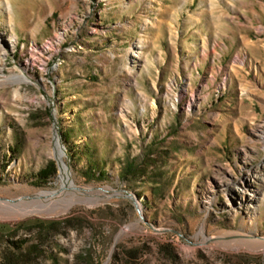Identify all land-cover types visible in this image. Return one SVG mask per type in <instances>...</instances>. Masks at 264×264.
Returning <instances> with one entry per match:
<instances>
[{
    "label": "rangeland",
    "instance_id": "rangeland-1",
    "mask_svg": "<svg viewBox=\"0 0 264 264\" xmlns=\"http://www.w3.org/2000/svg\"><path fill=\"white\" fill-rule=\"evenodd\" d=\"M62 181L81 202L6 206ZM24 195L0 199V239L79 221L31 264H264V0H0V198Z\"/></svg>",
    "mask_w": 264,
    "mask_h": 264
},
{
    "label": "trees",
    "instance_id": "trees-1",
    "mask_svg": "<svg viewBox=\"0 0 264 264\" xmlns=\"http://www.w3.org/2000/svg\"><path fill=\"white\" fill-rule=\"evenodd\" d=\"M153 151L145 152L140 159L137 157L125 158L119 167L118 177L120 179H135L145 175H149V170L157 167L155 157H152ZM56 166L52 160H48L43 167L37 170L30 181L31 185L39 187L47 183L55 175ZM87 180H102L104 173L99 171L96 175L89 171L84 172ZM151 178V177H148ZM159 187H153L157 190ZM155 192V191H154ZM157 193V192H156ZM77 219L65 216L59 219L40 221L36 220L29 225L18 224L9 233L10 236H4L0 239V264H31L43 253L46 243L51 235L64 234L68 228H76ZM30 233L31 241L27 242L24 238H13L17 231ZM51 261H54V255L49 252ZM139 253L135 249L124 250L122 253V262H135ZM90 258L87 254H82L80 262L88 264Z\"/></svg>",
    "mask_w": 264,
    "mask_h": 264
},
{
    "label": "bare ground",
    "instance_id": "bare-ground-1",
    "mask_svg": "<svg viewBox=\"0 0 264 264\" xmlns=\"http://www.w3.org/2000/svg\"><path fill=\"white\" fill-rule=\"evenodd\" d=\"M66 170L65 162L61 158V171ZM64 182L62 181V185ZM65 186V185H64ZM78 191L72 189H62V190H47V191H40L39 193L35 194L32 199L31 196L29 199H17L7 202L8 204H14L20 200H30L29 202L20 201L14 205H6L10 208H14L16 212L20 214H27V213H36V214H45V213H56L62 209H67L71 205L75 203H79L82 201L81 195H83L80 191L79 187ZM128 197V196H127ZM129 198V197H128ZM130 199V198H129Z\"/></svg>",
    "mask_w": 264,
    "mask_h": 264
},
{
    "label": "water",
    "instance_id": "water-1",
    "mask_svg": "<svg viewBox=\"0 0 264 264\" xmlns=\"http://www.w3.org/2000/svg\"><path fill=\"white\" fill-rule=\"evenodd\" d=\"M63 152L61 151V150H59L58 151V158L61 156V154H62ZM59 160V159H58ZM58 169H59V167H58ZM62 172H64V171H62ZM65 173V172H64ZM67 180V175H65V180L64 181H66ZM59 189H72V190H76V191H78V188L76 187V186H74L72 183H71V181H68V183H67V185H63V186H61ZM80 191H84L85 189H83V188H81V189H79ZM98 190H103L102 188H98ZM30 196L31 195H24V196H20V197H18L17 199H29L30 198ZM127 196L130 198V200L134 203V207H135V211L137 212V214H138V216L140 217V213H139V210H138V208H137V203L135 202V199H134V197L132 196V195H130V194H127ZM1 200H5V201H8V202H10V201H12V199H9V198H0Z\"/></svg>",
    "mask_w": 264,
    "mask_h": 264
}]
</instances>
